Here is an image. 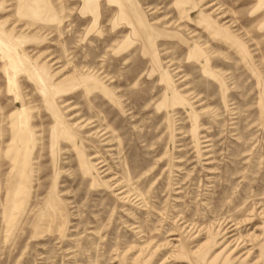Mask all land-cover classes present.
Here are the masks:
<instances>
[{
  "label": "rangeland",
  "instance_id": "374dc122",
  "mask_svg": "<svg viewBox=\"0 0 264 264\" xmlns=\"http://www.w3.org/2000/svg\"><path fill=\"white\" fill-rule=\"evenodd\" d=\"M0 264H264V0H0Z\"/></svg>",
  "mask_w": 264,
  "mask_h": 264
},
{
  "label": "bare ground",
  "instance_id": "6f19581e",
  "mask_svg": "<svg viewBox=\"0 0 264 264\" xmlns=\"http://www.w3.org/2000/svg\"><path fill=\"white\" fill-rule=\"evenodd\" d=\"M19 176H20V175H19ZM19 176H18V177H19ZM18 179H19V178H18ZM15 181H16V180H15Z\"/></svg>",
  "mask_w": 264,
  "mask_h": 264
}]
</instances>
